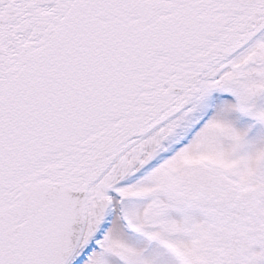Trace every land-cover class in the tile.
<instances>
[{"label":"snow or ice","instance_id":"1","mask_svg":"<svg viewBox=\"0 0 264 264\" xmlns=\"http://www.w3.org/2000/svg\"><path fill=\"white\" fill-rule=\"evenodd\" d=\"M0 264H264V0H0Z\"/></svg>","mask_w":264,"mask_h":264}]
</instances>
